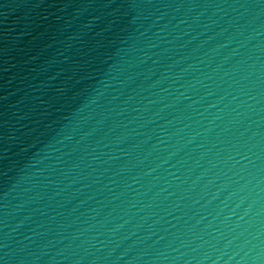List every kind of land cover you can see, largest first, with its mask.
Segmentation results:
<instances>
[{
    "label": "water",
    "instance_id": "obj_1",
    "mask_svg": "<svg viewBox=\"0 0 264 264\" xmlns=\"http://www.w3.org/2000/svg\"><path fill=\"white\" fill-rule=\"evenodd\" d=\"M0 264H264V0H0Z\"/></svg>",
    "mask_w": 264,
    "mask_h": 264
}]
</instances>
